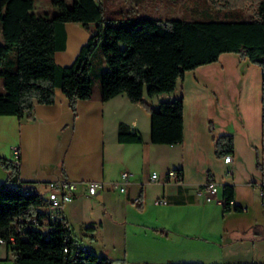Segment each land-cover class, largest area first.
<instances>
[{"label": "crops", "instance_id": "1", "mask_svg": "<svg viewBox=\"0 0 264 264\" xmlns=\"http://www.w3.org/2000/svg\"><path fill=\"white\" fill-rule=\"evenodd\" d=\"M90 26L95 30L94 23ZM66 31L67 47L55 53L60 65H70L91 34L79 22L66 23ZM262 75L260 65L236 52L187 71L174 90L181 87L184 100L181 137L174 144L151 141V117L144 102H132L125 94L103 100L96 82L93 96L78 100L74 111L57 88L53 104L36 103L34 119L0 114V155L18 162L19 178L34 181L46 198L51 181L79 182L75 199L64 207L79 240L80 235L89 238L101 230L107 235L109 230V237H123L127 247L130 236L139 237L137 254L152 262L262 263ZM163 95H145L144 101L158 110ZM121 122L141 131L143 142H120ZM223 134L233 135L234 149L218 156L215 142ZM169 170H178L180 178H170ZM124 171L132 173L127 183L122 181ZM154 171L159 173L155 182ZM8 178L9 171L0 164V182ZM88 180L103 181L105 187L90 195L84 183ZM116 181L125 190L114 187ZM209 182L217 184L218 191L207 200L198 189ZM225 183L234 184L233 202L245 207L243 211L224 213ZM162 198L167 202L156 204ZM5 258L10 251L5 248L2 254L1 244L0 261Z\"/></svg>", "mask_w": 264, "mask_h": 264}, {"label": "trees", "instance_id": "2", "mask_svg": "<svg viewBox=\"0 0 264 264\" xmlns=\"http://www.w3.org/2000/svg\"><path fill=\"white\" fill-rule=\"evenodd\" d=\"M34 3L0 0V77L5 88L0 94V114L34 119L31 112L36 103L53 104L57 88L75 111L78 100L93 96V55L100 46L102 99L125 94L132 102H144L150 112L153 143L179 141L184 100L183 96L162 100L158 110H153L144 96L173 92L187 71L218 61L225 52L239 53L262 67L264 121V0H250L252 6H247L246 0H218L211 3L220 5L219 18L169 20L105 17L98 0H75L71 6L66 0H52L56 13L41 15L33 11ZM68 22L81 23L91 34L74 61L60 65L55 53L67 47ZM143 139L141 131L119 124L120 142ZM215 148L218 156L232 152L233 135H220ZM0 164L9 171V178L0 182V245L4 243L12 252L14 264H118L116 259L84 247L67 220L48 217L49 200L36 190L34 181L19 178L18 162L0 155ZM222 192L224 213L245 209L233 202L234 184H223ZM42 225L47 228L41 229Z\"/></svg>", "mask_w": 264, "mask_h": 264}, {"label": "rangeland", "instance_id": "3", "mask_svg": "<svg viewBox=\"0 0 264 264\" xmlns=\"http://www.w3.org/2000/svg\"><path fill=\"white\" fill-rule=\"evenodd\" d=\"M75 0H66L68 5H73ZM104 7L105 17L111 18H127V17H152L162 20H169L173 18H184V19H202L204 17H214L219 18L222 16V12L217 9L220 5L215 6L211 2H218V0H98ZM211 3V4H209ZM247 6L250 5V0H246ZM58 10L52 3V0H35L33 11L41 15H53ZM247 14H250V10L246 11ZM71 31V28H70ZM3 39L1 24H0V41ZM101 59H103V53L100 46L95 51L93 55V60L95 62V69L92 72L94 82L100 83V78L98 73L102 70L101 68ZM95 85V84H94ZM181 86V84H180ZM5 91L3 85V79L0 77V94ZM192 90L187 91V95H190ZM164 98L162 100H169L171 95L178 97L182 96L183 90L179 87L173 93H164ZM170 94V95H169ZM174 94V95H173ZM148 97V96H147ZM149 98V97H148ZM152 103L156 101L150 100ZM155 182V181H153ZM157 204V203H156ZM41 229L45 230L46 225L40 226ZM79 232L78 227L75 228ZM85 235L88 233L87 229H83ZM108 233L104 235V232L98 231L96 236L90 235L87 236L80 235V241H83L84 244L90 247L95 253L99 255L108 254L112 257H115L118 264H165L167 262H152L147 260L142 255L137 254L138 251V242L139 237L132 238L131 236L128 239V247L125 243L123 237H118L116 240L114 236L109 237L111 231H105ZM103 233V236H102ZM126 247L130 249L129 255L125 256L124 252ZM5 244H2V254L5 251ZM13 255L10 251V258H5V260L0 261V264H14Z\"/></svg>", "mask_w": 264, "mask_h": 264}, {"label": "built area", "instance_id": "4", "mask_svg": "<svg viewBox=\"0 0 264 264\" xmlns=\"http://www.w3.org/2000/svg\"><path fill=\"white\" fill-rule=\"evenodd\" d=\"M231 155H227L225 157L226 161H230ZM132 173L129 171H124L122 173V181L123 183H127L130 180ZM168 176L170 178L179 179L180 174L177 170H169ZM159 179V173L157 171L152 172L151 180L157 181ZM85 186L88 189V193L90 195H96L100 192L104 187L105 183L100 180H88L85 181ZM78 181L62 179L58 181H51L48 183L50 188V192L48 194V200L50 202L49 206L46 208L48 217L52 220H66L64 215V207L67 203L73 201L76 196V191L78 188ZM113 186H120V182L116 181L113 183ZM121 190H125L124 186H120ZM218 191V185L215 183H209L204 186H200L198 192L200 194H205L207 200L212 199L213 195H215ZM157 204H165L167 200L165 199H156Z\"/></svg>", "mask_w": 264, "mask_h": 264}]
</instances>
